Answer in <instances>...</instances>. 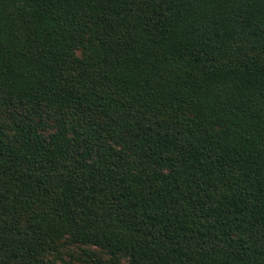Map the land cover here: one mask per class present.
<instances>
[{
  "label": "trees",
  "instance_id": "trees-1",
  "mask_svg": "<svg viewBox=\"0 0 264 264\" xmlns=\"http://www.w3.org/2000/svg\"><path fill=\"white\" fill-rule=\"evenodd\" d=\"M71 246L264 264V0H0V264Z\"/></svg>",
  "mask_w": 264,
  "mask_h": 264
},
{
  "label": "rangeland",
  "instance_id": "rangeland-1",
  "mask_svg": "<svg viewBox=\"0 0 264 264\" xmlns=\"http://www.w3.org/2000/svg\"><path fill=\"white\" fill-rule=\"evenodd\" d=\"M91 253H95L102 257L103 264H113L111 258L103 253L101 250L95 247H66L62 248L59 253L53 255L51 260L56 264H95L94 256ZM122 264H128L123 261Z\"/></svg>",
  "mask_w": 264,
  "mask_h": 264
}]
</instances>
